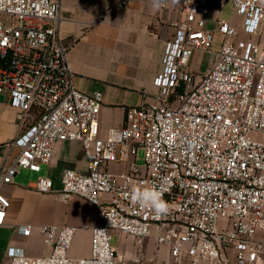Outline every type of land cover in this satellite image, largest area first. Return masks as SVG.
Segmentation results:
<instances>
[{"label": "built area", "instance_id": "2783aa9c", "mask_svg": "<svg viewBox=\"0 0 264 264\" xmlns=\"http://www.w3.org/2000/svg\"><path fill=\"white\" fill-rule=\"evenodd\" d=\"M229 1L250 38L239 39L232 20L218 19L208 29L209 0H182L185 17L165 42L154 102L128 107L125 125L101 137L103 94L75 86L58 32L61 0H0L6 17L0 20V93L25 118L35 117L13 142L19 155L0 170V225L11 206L2 187L21 168L38 172L50 164L56 144L67 140L82 143L88 172L66 169L60 194L84 198L100 217L90 256L69 257L75 226L44 224L40 232L51 252L32 257L10 247L9 264H118L112 231L139 244L154 239L178 263L232 264L229 248L236 264L257 262L264 253V0ZM215 32L224 36L216 59L198 73L192 57L196 50L211 51ZM115 162L128 167L115 173ZM52 186L50 177L40 176L34 187L47 193ZM133 189L161 192L170 211L156 216L139 207ZM31 230L21 227L25 235Z\"/></svg>", "mask_w": 264, "mask_h": 264}, {"label": "crops", "instance_id": "0c3cea01", "mask_svg": "<svg viewBox=\"0 0 264 264\" xmlns=\"http://www.w3.org/2000/svg\"><path fill=\"white\" fill-rule=\"evenodd\" d=\"M217 1L209 0L212 11L206 17L207 28L213 30L218 19L232 20L239 28L238 38H250L243 30L242 17L233 16V12L223 16L216 10ZM182 3V0H131L123 5L120 0H61L58 32L67 47L75 86L87 94H103L99 115L101 137H106L110 128L125 125L128 107L154 102L159 91L154 79L163 68L165 42L175 34V24L185 17ZM260 35L264 36V23ZM260 35L251 38L258 40ZM199 51L202 50L195 51L191 67L203 73ZM34 119L33 114L25 118L19 109L11 106L9 97L0 93V170L19 155L20 149L13 142ZM127 167V163L110 165L115 173ZM66 169L88 172L80 141L58 142L50 164H42L38 172L21 168L14 182L2 187L11 206L5 223L0 225V264H9L10 247H21L32 257L48 255L51 248L40 232L44 224L75 226L69 257L77 261L90 256L92 228L100 224L99 213L82 197L62 198V175ZM40 176L52 179L50 192L35 189ZM26 225L32 226L29 235L21 231ZM113 232L118 239L115 245L118 264H189V260L175 262L168 247H159L154 239L139 244L132 236ZM261 236L262 230L257 238ZM227 254L232 264H236L235 250L229 248ZM138 257H141L139 262ZM255 264H264V253Z\"/></svg>", "mask_w": 264, "mask_h": 264}, {"label": "rangeland", "instance_id": "374dc122", "mask_svg": "<svg viewBox=\"0 0 264 264\" xmlns=\"http://www.w3.org/2000/svg\"><path fill=\"white\" fill-rule=\"evenodd\" d=\"M216 10L221 11L223 16L229 15V14L232 15V12H233L232 11V4L229 0H218L216 3ZM0 20L6 21V17L0 15ZM223 39H224V36L220 32H215L214 45H213L211 51H205V52L199 51V52H202V54H201L202 55V63H204V66L202 67L200 72L206 71L207 68H209L214 63V60L216 59V55L214 54V52L219 50L220 44L222 43ZM193 56H195V55H193ZM198 56H200V55H198ZM143 158H144V151L142 149H139L138 160H137V164L139 166L143 165V163H144ZM113 233L114 232L112 231L111 232V234H112L111 243H112V246L115 247L118 239H117V236L113 235Z\"/></svg>", "mask_w": 264, "mask_h": 264}, {"label": "clouds", "instance_id": "9594fccd", "mask_svg": "<svg viewBox=\"0 0 264 264\" xmlns=\"http://www.w3.org/2000/svg\"><path fill=\"white\" fill-rule=\"evenodd\" d=\"M154 7H158V5ZM132 202L139 207L151 209L156 216L165 215L170 211V206L164 201L162 193L155 189H142L140 191L133 189Z\"/></svg>", "mask_w": 264, "mask_h": 264}]
</instances>
